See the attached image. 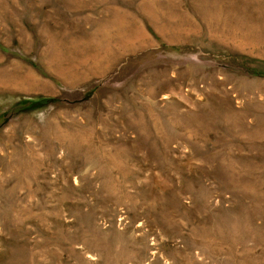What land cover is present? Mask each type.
Here are the masks:
<instances>
[{"label": "rangeland", "instance_id": "374dc122", "mask_svg": "<svg viewBox=\"0 0 264 264\" xmlns=\"http://www.w3.org/2000/svg\"><path fill=\"white\" fill-rule=\"evenodd\" d=\"M0 264H264V0H0Z\"/></svg>", "mask_w": 264, "mask_h": 264}]
</instances>
